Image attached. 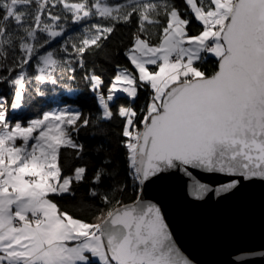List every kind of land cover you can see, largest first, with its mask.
<instances>
[{
  "label": "snow or ice",
  "instance_id": "snow-or-ice-1",
  "mask_svg": "<svg viewBox=\"0 0 264 264\" xmlns=\"http://www.w3.org/2000/svg\"><path fill=\"white\" fill-rule=\"evenodd\" d=\"M93 19L78 42L69 37L59 51L71 49L79 58L100 111L98 126L122 120V146L138 191L175 169L191 178L197 200L213 189L190 168L227 176L217 194L245 180L264 181V0H0V84L14 89L10 103L0 98V264H192L178 253L155 203L110 210L100 223L60 210L55 201L75 198L81 185H90L88 198L106 205L122 190L113 184L118 173L107 157L91 176L87 164L65 170L62 149L85 158L74 137L90 124L80 120L82 113H71L66 127L60 122L69 110L26 124L8 116L25 102V65L36 58L34 79L56 85L54 73L66 61L47 46L69 24ZM193 20L201 26L196 33ZM120 25L135 28L124 52L129 63L116 65L106 87L102 75L84 68L83 57ZM209 57L218 64L211 75L201 67ZM141 93L146 103L138 108Z\"/></svg>",
  "mask_w": 264,
  "mask_h": 264
},
{
  "label": "trees",
  "instance_id": "trees-1",
  "mask_svg": "<svg viewBox=\"0 0 264 264\" xmlns=\"http://www.w3.org/2000/svg\"><path fill=\"white\" fill-rule=\"evenodd\" d=\"M175 2L178 5H182L183 0H175ZM95 22V19H93L85 24H69L66 35L54 40L51 45L47 46L56 48L58 55L66 61L65 65L54 73L58 78L56 85L37 82L34 79L39 74L36 67L39 62L36 58L30 61L28 65H25L27 71L25 102L21 108L16 110L9 108L8 111L10 120L26 124L34 117H42L45 111L56 105L77 104L80 106L82 113L80 120L85 118L90 120L87 128H80L79 134H74L75 139L85 146V158L77 160L72 150L62 149L61 162L65 166V170L70 165L87 164L89 176H91V172L100 163L101 158L107 157L113 161L115 170L118 173V177L113 181V184L122 190L112 193L110 197L111 203L107 205L100 199L87 197V187L90 185L79 186V192L75 198H58L55 201L61 211L67 212L73 218L87 223H100L101 220L98 218L106 217L108 211H114L123 207V205L132 204L140 197V191H138L137 184L132 179L127 165L126 149L122 146V120L117 117L98 126L100 111L96 99L89 91L87 81L83 78L84 69H81L77 64L79 58L75 56L71 49L67 54L59 51L64 40L71 37L73 41L78 42L83 35L82 29ZM200 27L199 22L195 20L190 25L192 33L198 32ZM134 31L135 28L133 26H118L112 36L108 40L103 41L99 49L86 52L83 57L84 68L88 70L94 69L98 74L102 75L106 87L111 82L116 65H128L129 62L124 56V52L130 44V38ZM73 67H75V73L71 72ZM201 67L209 75L218 70L217 61L213 57L201 62ZM0 98L10 103L14 99V89L6 83L0 84ZM145 103L146 96L141 93L136 106L143 108ZM79 123L80 121L78 120L77 125ZM101 147L102 152H98L97 149Z\"/></svg>",
  "mask_w": 264,
  "mask_h": 264
},
{
  "label": "water",
  "instance_id": "water-1",
  "mask_svg": "<svg viewBox=\"0 0 264 264\" xmlns=\"http://www.w3.org/2000/svg\"><path fill=\"white\" fill-rule=\"evenodd\" d=\"M189 171L213 189L202 200L190 195L191 178L175 169L160 174L137 201L123 207L157 204L175 248L192 264H264V181L245 180L217 194L227 176Z\"/></svg>",
  "mask_w": 264,
  "mask_h": 264
},
{
  "label": "rangeland",
  "instance_id": "rangeland-1",
  "mask_svg": "<svg viewBox=\"0 0 264 264\" xmlns=\"http://www.w3.org/2000/svg\"><path fill=\"white\" fill-rule=\"evenodd\" d=\"M110 2L111 3H118V2H121V0H110ZM65 110H69V111L63 117V120L60 122V124H61V127H66V126H68L67 121L71 118V113H75V112L81 113V108L79 105H77V104L76 105L75 104L56 105L55 107L45 111L44 114H46V113H59L61 111H65ZM44 114L42 115V117H34L33 119H42ZM33 119H31V120H33ZM50 120H52L53 124L56 123L54 116H50ZM46 123H48V122L46 121Z\"/></svg>",
  "mask_w": 264,
  "mask_h": 264
}]
</instances>
